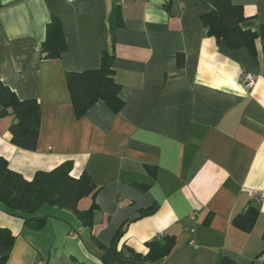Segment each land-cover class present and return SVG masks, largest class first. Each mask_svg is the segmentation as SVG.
<instances>
[{"label": "crops", "instance_id": "obj_1", "mask_svg": "<svg viewBox=\"0 0 264 264\" xmlns=\"http://www.w3.org/2000/svg\"><path fill=\"white\" fill-rule=\"evenodd\" d=\"M2 1L0 80L19 98L37 99L41 120L31 150L11 142L13 115L1 117L0 155L28 179L69 159L74 176L86 171L100 187L91 226L42 205L36 214L46 222L31 229L0 209V226L15 234L5 264H217L223 255L264 264V37L255 39L254 53L229 49L207 34L200 19L206 0H123L112 42L115 0ZM231 2L247 16L241 27L259 32L264 0ZM53 14L66 50L41 58ZM105 48L114 54L124 105L114 113L98 100L76 117L65 74L98 67ZM244 71L256 75L249 90ZM150 206L155 211L140 216ZM249 208L253 223H236ZM165 235L174 241L158 262L124 253L145 254L147 241Z\"/></svg>", "mask_w": 264, "mask_h": 264}, {"label": "trees", "instance_id": "obj_2", "mask_svg": "<svg viewBox=\"0 0 264 264\" xmlns=\"http://www.w3.org/2000/svg\"><path fill=\"white\" fill-rule=\"evenodd\" d=\"M170 0H167L168 5ZM209 8L200 15L207 34L217 41L223 40L229 49L246 47L254 53L257 37H264V24L259 32L243 29L240 23L247 18L242 6L231 0H206ZM122 24L119 3H115L108 16V30L111 42L113 29ZM66 50V41L61 23L56 15H51L46 24L45 38L41 47V58H58ZM264 52V51H263ZM114 54L107 48L103 49L100 65L96 68L80 71H69L65 81L69 92L72 109L76 117H81L98 100L117 113L124 105L119 96L120 84L114 78ZM264 59V58H263ZM183 55L177 62L183 64ZM13 115L16 122L10 127V140L24 149H35L39 134L41 111L35 98L21 99L0 80V118ZM73 162L65 160L50 170H36L31 178H25L20 172L9 167L6 158L0 155V209L19 216L31 229H40L46 222L47 215H37L42 205L55 206L71 211L83 226L92 225V215L97 207L94 197L99 191L86 171L74 176L71 171ZM145 188L146 184H137ZM90 196L93 200L87 208L78 206L80 199ZM155 206L140 210V216L150 215ZM242 216V215H241ZM246 218H245V217ZM234 217L236 223H253L256 209L249 208L248 213ZM264 236V234H263ZM15 234L8 228L0 226V264H5L11 251ZM174 238L165 235L162 239L146 242L148 251L145 254L134 251L131 247L124 249L125 255L137 260L155 263L170 251ZM217 264H236L227 256L219 257Z\"/></svg>", "mask_w": 264, "mask_h": 264}, {"label": "built area", "instance_id": "obj_3", "mask_svg": "<svg viewBox=\"0 0 264 264\" xmlns=\"http://www.w3.org/2000/svg\"><path fill=\"white\" fill-rule=\"evenodd\" d=\"M72 1V0H71ZM123 0H115V3H120ZM240 81L243 85V87L246 90H249L253 87V85L255 84L256 81V75L248 72V71H244L241 73L240 75ZM259 195H262V193H257ZM191 245L195 246L196 244L194 243V241H190Z\"/></svg>", "mask_w": 264, "mask_h": 264}, {"label": "water", "instance_id": "obj_4", "mask_svg": "<svg viewBox=\"0 0 264 264\" xmlns=\"http://www.w3.org/2000/svg\"><path fill=\"white\" fill-rule=\"evenodd\" d=\"M9 1H11V0H3L2 3H7ZM16 121H17V119L14 120V122H16Z\"/></svg>", "mask_w": 264, "mask_h": 264}]
</instances>
